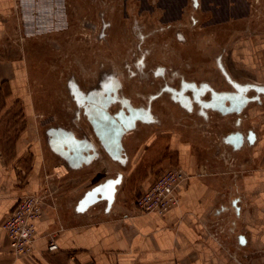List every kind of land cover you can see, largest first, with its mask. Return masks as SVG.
I'll list each match as a JSON object with an SVG mask.
<instances>
[{
  "label": "crops",
  "instance_id": "obj_1",
  "mask_svg": "<svg viewBox=\"0 0 264 264\" xmlns=\"http://www.w3.org/2000/svg\"><path fill=\"white\" fill-rule=\"evenodd\" d=\"M33 3L0 0V224L22 195L45 186L51 196L30 255L14 256L0 230V264H264V94L251 88L264 91V34L230 46L225 63L194 58L199 43H184L185 65L173 60L178 51L170 55L172 68L194 76L181 81L178 98L154 102L155 124L123 135L121 163L87 125L44 127L24 60L12 55L13 39L49 31L38 29ZM141 86L133 80L132 94ZM170 166L188 175L179 204L163 216L136 213V196ZM118 175L110 205L80 208ZM51 238L57 249L49 252Z\"/></svg>",
  "mask_w": 264,
  "mask_h": 264
},
{
  "label": "rangeland",
  "instance_id": "obj_2",
  "mask_svg": "<svg viewBox=\"0 0 264 264\" xmlns=\"http://www.w3.org/2000/svg\"><path fill=\"white\" fill-rule=\"evenodd\" d=\"M33 4L39 13L38 29L49 31L25 36L22 40L18 37V41L13 39L12 55L24 60L29 74L28 86L34 93L35 107L44 114L45 128L75 125V106L67 89L69 80H76L84 90H89L100 75H118L126 88L132 87L126 64H132L137 54L136 23L144 19L139 14L159 15L168 6L170 15L183 8L182 20L187 28L172 32L186 39L180 42L172 37L170 40L171 55L178 51L173 58L178 60L177 65L185 64L179 55L184 43H199L193 54L197 60L204 58L211 62L213 57L223 54L229 62L230 46L264 34V0H34ZM191 5H200L204 13L194 12ZM28 7L25 9L29 10ZM100 13H104L106 23L111 24L103 39L88 26L98 25ZM197 20L199 25L192 30L191 25ZM202 25L207 27L200 29ZM181 52L188 54L185 49ZM177 69L179 74L184 73L183 68H173ZM126 96L133 105L141 104L132 91ZM77 124L84 125V121Z\"/></svg>",
  "mask_w": 264,
  "mask_h": 264
},
{
  "label": "flooded vegetation",
  "instance_id": "obj_3",
  "mask_svg": "<svg viewBox=\"0 0 264 264\" xmlns=\"http://www.w3.org/2000/svg\"><path fill=\"white\" fill-rule=\"evenodd\" d=\"M191 8L194 12L200 10L201 13H204L200 5H191ZM164 10L165 11L159 15H154L152 13L144 15L139 14V16L144 19H142V22L136 23L138 27L135 30L137 54L132 64H126L129 69H126V73H129V79L136 81L138 84L141 82L145 83V87L141 86L142 89L139 87L136 88L138 92L135 96L141 101V104L138 106L133 105L131 99L126 96V86L118 75H100L99 79L94 83V87L89 90H84L76 80L72 79L67 81V89L69 99L75 106V110L73 111L75 117L74 123L83 120L84 125L91 128L85 112L87 103L82 102V99L85 97L99 99L100 97L105 98L109 95L112 100H114L107 108L110 114H119L121 110L124 111L125 114H128L126 105L132 109L142 111L144 117L142 119H137L134 122V127L130 130L156 123V118L153 113V104L158 98L162 96H169L170 99L179 97L180 93L177 90H179L182 85L181 81L190 78L185 72L179 75V70L177 69L174 71L170 66V55L172 53L170 40L172 37L178 39V32H172L174 29L187 28V26L182 20L184 19L183 8H179V11L171 13L170 15L168 14V6H166ZM168 16H171V19L168 20ZM99 17L100 22L98 25L90 24L88 26H90V31L96 32L98 38L103 39L111 24L110 22L106 23L104 13H100ZM145 19L149 22L145 23ZM198 25L199 21L197 20L192 23L191 29L194 30ZM206 27L207 25H202L200 29H205ZM146 43L148 44L145 45ZM216 57L222 60L223 54H218V56L213 57V64L216 63ZM223 63H225V61H223ZM183 65L185 64L183 63ZM215 68L220 76H222L218 67ZM174 79L177 80L178 83L176 89L168 87L169 84H173ZM156 80H160L162 85L157 87L156 90L147 92V88L157 84Z\"/></svg>",
  "mask_w": 264,
  "mask_h": 264
},
{
  "label": "built area",
  "instance_id": "obj_4",
  "mask_svg": "<svg viewBox=\"0 0 264 264\" xmlns=\"http://www.w3.org/2000/svg\"><path fill=\"white\" fill-rule=\"evenodd\" d=\"M187 178V173L180 166L161 170L134 199L135 212L141 215H165L179 204L180 185ZM50 196L51 193L45 186H40L36 193L22 195L0 224V230L7 237L14 256L24 257L32 253L37 233L35 224L41 218L43 205ZM56 249L57 245L51 238L47 250L52 252Z\"/></svg>",
  "mask_w": 264,
  "mask_h": 264
},
{
  "label": "water",
  "instance_id": "obj_5",
  "mask_svg": "<svg viewBox=\"0 0 264 264\" xmlns=\"http://www.w3.org/2000/svg\"><path fill=\"white\" fill-rule=\"evenodd\" d=\"M251 88L255 92H262L264 94L261 88ZM224 98H228V95H223L221 99L223 100ZM222 100L219 101L220 104ZM252 100H256V98H252L251 101ZM113 101L114 100H112L109 95L105 98L100 97L99 99H94L93 97H85L82 99V102L87 103L85 112L95 138L100 142L101 146L112 160L123 163L122 137L128 130L134 127V122L137 119H142L144 116L142 111L132 109L128 105H126L128 114H125L122 110L119 114H110L107 108ZM247 101L248 100H242L244 103ZM200 104L203 106H212L214 103L200 102ZM241 106L242 104L236 107L235 111L239 112ZM120 178L121 176L118 175L116 179H107L102 184L93 188L80 203V208L84 209L87 205L100 200H106L107 204L110 205L113 201L115 186L120 183Z\"/></svg>",
  "mask_w": 264,
  "mask_h": 264
},
{
  "label": "bare ground",
  "instance_id": "obj_6",
  "mask_svg": "<svg viewBox=\"0 0 264 264\" xmlns=\"http://www.w3.org/2000/svg\"><path fill=\"white\" fill-rule=\"evenodd\" d=\"M115 190H116V187H115Z\"/></svg>",
  "mask_w": 264,
  "mask_h": 264
}]
</instances>
